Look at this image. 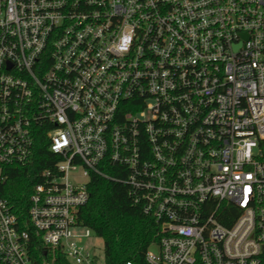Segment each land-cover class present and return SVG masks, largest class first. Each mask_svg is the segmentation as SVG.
Returning <instances> with one entry per match:
<instances>
[{
	"label": "built area",
	"instance_id": "2783aa9c",
	"mask_svg": "<svg viewBox=\"0 0 264 264\" xmlns=\"http://www.w3.org/2000/svg\"><path fill=\"white\" fill-rule=\"evenodd\" d=\"M41 130L29 221L69 264H105L92 175L160 225L149 264H262L264 0H0V174ZM29 241L0 199V264H35Z\"/></svg>",
	"mask_w": 264,
	"mask_h": 264
},
{
	"label": "trees",
	"instance_id": "16d2710c",
	"mask_svg": "<svg viewBox=\"0 0 264 264\" xmlns=\"http://www.w3.org/2000/svg\"><path fill=\"white\" fill-rule=\"evenodd\" d=\"M47 134L44 130L38 133L31 165L2 170L0 199H7L14 206L20 229L29 233V251L35 264H69L60 253L44 246L41 234L29 221L30 198L35 187L43 182V172L54 169L56 163ZM106 172L119 177L115 169ZM88 188L90 200L80 209L78 221L103 240L105 264H149L146 255L161 236L160 225L133 203L128 187L122 182L92 175Z\"/></svg>",
	"mask_w": 264,
	"mask_h": 264
},
{
	"label": "rangeland",
	"instance_id": "374dc122",
	"mask_svg": "<svg viewBox=\"0 0 264 264\" xmlns=\"http://www.w3.org/2000/svg\"><path fill=\"white\" fill-rule=\"evenodd\" d=\"M87 243L90 244V245H95L96 246V251L95 253L98 254L100 256V258H103L104 256V243H103V240L100 239V238H97V237H93L92 239L90 240H87ZM151 251L155 254L158 253V247L157 246H153L151 248Z\"/></svg>",
	"mask_w": 264,
	"mask_h": 264
}]
</instances>
